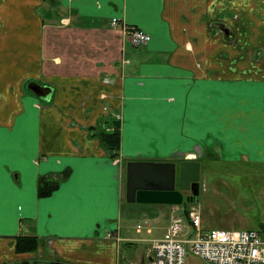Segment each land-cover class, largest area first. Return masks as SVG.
<instances>
[{"label":"crops","instance_id":"crops-1","mask_svg":"<svg viewBox=\"0 0 264 264\" xmlns=\"http://www.w3.org/2000/svg\"><path fill=\"white\" fill-rule=\"evenodd\" d=\"M198 150L264 163V0H0V264H149L190 205L125 206L126 164Z\"/></svg>","mask_w":264,"mask_h":264},{"label":"built area","instance_id":"built-area-1","mask_svg":"<svg viewBox=\"0 0 264 264\" xmlns=\"http://www.w3.org/2000/svg\"><path fill=\"white\" fill-rule=\"evenodd\" d=\"M112 25L122 29L136 47L151 39L149 33L118 18L112 19ZM200 157L199 150L186 155L188 159ZM187 217L189 225L185 218L173 217L164 237L152 242L149 264H188L189 257L206 264H264V230L204 229L196 206L190 207Z\"/></svg>","mask_w":264,"mask_h":264},{"label":"rangeland","instance_id":"rangeland-1","mask_svg":"<svg viewBox=\"0 0 264 264\" xmlns=\"http://www.w3.org/2000/svg\"><path fill=\"white\" fill-rule=\"evenodd\" d=\"M202 164L200 192L197 200L179 206L189 204L190 207H198L205 229L258 228V225L264 221V163L218 161L208 157ZM125 192L124 181V194ZM124 204L125 206L132 204L127 201L126 196ZM150 207L148 209H151ZM126 212L125 208L122 214L123 219H126ZM143 214L146 215L143 212L135 214L132 224L141 222ZM147 216L152 217L153 212L147 213ZM132 231L134 232L135 229ZM144 233H146L145 230ZM188 264L206 263L200 258L190 259L189 257Z\"/></svg>","mask_w":264,"mask_h":264},{"label":"water","instance_id":"water-1","mask_svg":"<svg viewBox=\"0 0 264 264\" xmlns=\"http://www.w3.org/2000/svg\"><path fill=\"white\" fill-rule=\"evenodd\" d=\"M201 162L128 161L126 199L129 203L181 205L200 192ZM186 192H189L187 195Z\"/></svg>","mask_w":264,"mask_h":264},{"label":"trees","instance_id":"trees-1","mask_svg":"<svg viewBox=\"0 0 264 264\" xmlns=\"http://www.w3.org/2000/svg\"><path fill=\"white\" fill-rule=\"evenodd\" d=\"M120 123L115 121L114 130L112 132H105L102 134V139L104 141V145L111 151L114 152V155L119 154L120 149V133H119ZM58 186L56 181L51 180H43L39 184V195L42 197L50 195ZM264 230V229H263ZM38 246V240L36 237H25L20 239L18 243V249L20 250H36ZM49 264H66L64 262H51Z\"/></svg>","mask_w":264,"mask_h":264}]
</instances>
